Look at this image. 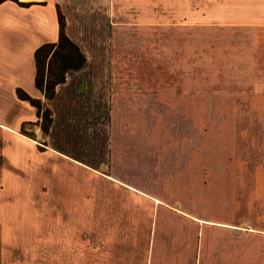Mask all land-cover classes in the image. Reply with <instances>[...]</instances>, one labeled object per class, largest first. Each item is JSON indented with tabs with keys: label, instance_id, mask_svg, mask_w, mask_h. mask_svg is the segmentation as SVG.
<instances>
[{
	"label": "crops",
	"instance_id": "obj_1",
	"mask_svg": "<svg viewBox=\"0 0 264 264\" xmlns=\"http://www.w3.org/2000/svg\"><path fill=\"white\" fill-rule=\"evenodd\" d=\"M111 6V0L0 3V227L4 177H37L35 161L47 154L75 170L101 172L102 183L135 200L131 207L120 201L101 208L110 216L121 209L134 232L110 243L115 250L107 264H264V234L220 207L227 181L206 164L204 128L193 126L188 139L167 128L174 114L203 102L204 92L180 80H166L158 90L157 33L135 25L126 34L110 17ZM243 7L244 39L258 41L255 55L264 57V0H244ZM57 10L84 63L66 71L44 100L33 84V52L57 41ZM126 36L130 47L119 46ZM15 89L49 109L45 135L36 110L18 100ZM40 247L44 243H0V264H59L55 250L46 257Z\"/></svg>",
	"mask_w": 264,
	"mask_h": 264
},
{
	"label": "rangeland",
	"instance_id": "obj_2",
	"mask_svg": "<svg viewBox=\"0 0 264 264\" xmlns=\"http://www.w3.org/2000/svg\"><path fill=\"white\" fill-rule=\"evenodd\" d=\"M111 2L110 17L126 34L135 25H151L141 31L157 33L158 90L166 80H180L198 83L204 92L203 102L174 114L167 128L187 139L196 124L204 128L206 164L227 181L220 207L264 234V57L255 55L258 41L244 39V0ZM130 43V36L118 41L126 48ZM170 65L173 70L164 72ZM35 163L37 177H4L0 243H44L41 252L48 257L55 250L59 264H107L115 250L110 243L134 232L127 231L131 222L121 209L110 216L101 215V208L120 201L131 207L133 197L102 183L101 172L75 170L47 154ZM30 257L32 262L35 255Z\"/></svg>",
	"mask_w": 264,
	"mask_h": 264
},
{
	"label": "trees",
	"instance_id": "obj_3",
	"mask_svg": "<svg viewBox=\"0 0 264 264\" xmlns=\"http://www.w3.org/2000/svg\"><path fill=\"white\" fill-rule=\"evenodd\" d=\"M2 1L0 0V3ZM57 24V41L52 44H43L33 52V84L44 100L52 98L55 86L64 81L66 71L79 69L84 63L83 55L64 33V19L58 10ZM15 95L18 100L27 102L36 110L40 132L45 135L51 120L49 109L39 100L28 97L20 89H15ZM38 149L41 150L39 147Z\"/></svg>",
	"mask_w": 264,
	"mask_h": 264
}]
</instances>
